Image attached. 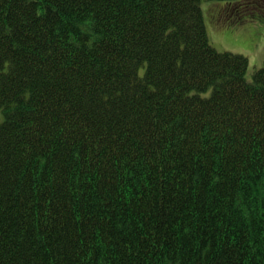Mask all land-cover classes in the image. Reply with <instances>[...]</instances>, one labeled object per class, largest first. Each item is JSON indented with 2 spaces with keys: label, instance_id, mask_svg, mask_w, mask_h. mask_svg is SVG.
I'll use <instances>...</instances> for the list:
<instances>
[{
  "label": "trees",
  "instance_id": "trees-1",
  "mask_svg": "<svg viewBox=\"0 0 264 264\" xmlns=\"http://www.w3.org/2000/svg\"><path fill=\"white\" fill-rule=\"evenodd\" d=\"M206 1L264 21L0 0V264H264V65L212 45Z\"/></svg>",
  "mask_w": 264,
  "mask_h": 264
},
{
  "label": "rangeland",
  "instance_id": "rangeland-1",
  "mask_svg": "<svg viewBox=\"0 0 264 264\" xmlns=\"http://www.w3.org/2000/svg\"><path fill=\"white\" fill-rule=\"evenodd\" d=\"M222 6L213 1L201 5L210 41L218 51L246 56L249 60L247 76L251 79L252 74L264 65V21L260 24L253 21L222 24L217 21V12ZM3 120L0 110V122Z\"/></svg>",
  "mask_w": 264,
  "mask_h": 264
}]
</instances>
